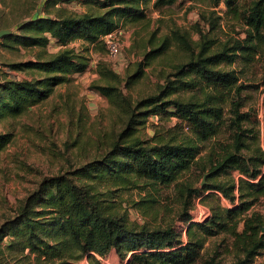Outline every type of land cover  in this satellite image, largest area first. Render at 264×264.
Returning <instances> with one entry per match:
<instances>
[{"label": "trees", "instance_id": "16d2710c", "mask_svg": "<svg viewBox=\"0 0 264 264\" xmlns=\"http://www.w3.org/2000/svg\"><path fill=\"white\" fill-rule=\"evenodd\" d=\"M148 0H104L96 13L80 15L38 17L21 23L15 33L4 35V39L23 48L46 49L50 41L65 47L71 40L103 49L102 38L119 30L121 21L136 23L146 17L141 7ZM177 0H154L155 10L171 7ZM187 0H181L185 2ZM241 0H214L223 3L234 17L241 15L247 27L246 36L235 40L231 46L224 45L212 51L210 39L199 32L198 51L190 47L186 39L178 42L188 52L187 60L173 67L165 76V84L136 102L131 110L130 123H143L150 116L175 118L192 137L181 141H164L152 138L141 141L137 137L111 142L109 150L96 162L88 166L55 177L44 179L30 198L19 207L16 221L2 229L0 241L10 235L11 248L30 252L48 264H77L88 258L91 264H100L98 258H106L114 251L128 264H196L202 259L204 238L228 235L233 241V255L237 264H250L264 250V215L251 211L264 200V131L263 140L254 126V117L241 111L239 99L243 87L238 84L233 66L240 60L244 65L253 62L254 56L264 48V0H252L246 9L240 10ZM241 11V12H239ZM165 39L155 49L149 50L130 77L135 82L169 45ZM89 58L70 49H61L46 60L13 64L14 69H28L43 77L32 80H3L0 82V119L15 116L46 99L53 89L69 80L70 75L86 71ZM104 78L116 79L110 70L99 66ZM94 89L104 97L112 98L116 88L109 84L95 85ZM201 92L200 99L182 100L177 94L186 91ZM230 101L228 111L223 107ZM264 111V100H263ZM226 114L229 116L227 117ZM140 116L142 122L134 117ZM264 121V112H263ZM130 123L128 124L130 128ZM227 134V142L219 152L208 154L199 166L197 159L201 145L215 141ZM9 143V135L0 136V149ZM206 170L209 177L237 172V180L231 179L229 186L213 184L210 190L220 192L236 208L211 207V215L201 221L192 222L188 210L190 200L198 191L178 183L181 176L191 168ZM85 178L86 183L81 179ZM145 180L151 186L176 187L182 196L177 219L186 222L187 241L181 239L173 224L155 227L136 225L127 213L112 212L111 206L101 199L106 194L97 192L93 184L124 187L133 180ZM238 190L237 200L234 196ZM38 205V206H37ZM37 206V208H36ZM242 223V229L238 225ZM0 258V264H8Z\"/></svg>", "mask_w": 264, "mask_h": 264}, {"label": "rangeland", "instance_id": "374dc122", "mask_svg": "<svg viewBox=\"0 0 264 264\" xmlns=\"http://www.w3.org/2000/svg\"><path fill=\"white\" fill-rule=\"evenodd\" d=\"M104 0H0V33H15L21 23L38 17L58 18L62 15H80L84 12L102 11L99 4ZM154 0H148L141 7L146 17L136 23L121 21L117 32L119 52L115 57L108 56L105 47L97 49L81 40H71L65 47L53 41L46 49L23 48L16 43L0 38V82L3 80H32L43 76L25 68L14 69L13 64L28 61L46 60L61 49H70L89 58L86 71L72 74L69 80L56 86L44 100L15 116L0 119V136L9 135V143L0 149V233L16 221L20 206L30 198L39 184L51 177L73 172L99 160L109 150L111 142L119 135L126 139L129 134L141 141L159 137L164 141L190 138L192 135L181 127L175 118L159 119L150 116L143 123L133 124L131 110L140 99L156 93L165 84V76L173 67L187 60L185 46L178 37L186 39L196 52L201 40L199 32L210 39L211 50H220L224 45L231 46L235 40L246 36L247 27L241 15L228 14L223 3L216 5L214 0H177L171 7L155 10ZM252 0H241L240 10ZM241 12V11H239ZM165 39L169 47L162 51L152 63L143 68V75L132 82L130 79L137 70L143 56L158 47ZM104 46V44H103ZM110 70L116 79L104 78L98 68ZM238 77L241 111L250 112L254 126L263 140V100H264V48L254 56L253 62L244 65L237 60L235 65L225 67ZM114 86L112 98L101 95L95 85ZM182 100L200 99L201 92L186 91L176 95ZM230 101L224 104L226 111ZM228 117L229 115L226 114ZM135 119L143 121L140 116ZM130 123V128L128 124ZM227 134L215 141L201 145L197 159H208L207 155L219 152ZM208 171L201 173L195 167L185 172L178 183L198 191L193 195L188 210L192 222H201L211 215V207L236 208L220 192L210 190L213 184L229 186L230 180L240 177L237 172L209 177ZM133 180V179H132ZM86 183V179H81ZM97 192L106 194L101 199L111 206L112 212L127 213L130 222L150 227L173 224L181 232L183 242L187 241L186 222L177 219L181 194L171 187L151 186L145 180H133L124 187H110L93 184ZM235 187V203H238V190ZM38 206V205H37ZM36 206V208H37ZM251 211L264 215V200L253 206ZM242 229V223L238 230ZM264 233V227L262 229ZM13 238L8 235L0 241V258L8 264H48L35 254L9 247ZM232 239L226 234L204 238L202 259L196 264H237L233 255ZM100 264H128L129 259L121 260L112 251L106 258H98ZM77 264H91L83 258ZM250 264H264V250L255 256Z\"/></svg>", "mask_w": 264, "mask_h": 264}, {"label": "built area", "instance_id": "2783aa9c", "mask_svg": "<svg viewBox=\"0 0 264 264\" xmlns=\"http://www.w3.org/2000/svg\"><path fill=\"white\" fill-rule=\"evenodd\" d=\"M118 30L106 34L103 38L105 50L110 57H115L119 52V42L117 37Z\"/></svg>", "mask_w": 264, "mask_h": 264}, {"label": "water", "instance_id": "95a60500", "mask_svg": "<svg viewBox=\"0 0 264 264\" xmlns=\"http://www.w3.org/2000/svg\"><path fill=\"white\" fill-rule=\"evenodd\" d=\"M6 33H0V38L2 37V36H4Z\"/></svg>", "mask_w": 264, "mask_h": 264}]
</instances>
